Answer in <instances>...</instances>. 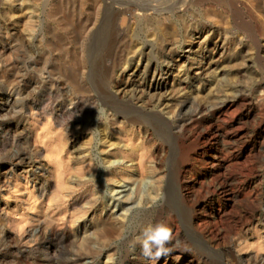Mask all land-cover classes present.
I'll return each instance as SVG.
<instances>
[{"label": "rangeland", "instance_id": "rangeland-1", "mask_svg": "<svg viewBox=\"0 0 264 264\" xmlns=\"http://www.w3.org/2000/svg\"><path fill=\"white\" fill-rule=\"evenodd\" d=\"M108 1L0 0V48L5 45L0 88L14 87L18 96L16 89L25 82L19 73L31 70L34 62L39 75L25 78L35 83L36 76L45 77L39 90L19 95L14 107L21 115L14 107L0 111L7 116L5 128L19 137H3L0 131V231L6 232H0V264H143L142 232L160 222L174 235L168 245L172 251L163 257L167 264H250V256L264 255V0L186 1L179 13L172 6L184 1L162 0L168 12L141 10L120 17L118 29L126 36L119 44L112 12L136 0ZM195 28H204L194 37L207 38L204 54L212 64L217 59V73L212 66L199 78L200 55L184 51L185 60L190 55L195 64L186 70L174 65L165 92L157 93L151 80L144 81L143 67L130 84L132 68L151 57L162 64L172 57L166 48L179 52L178 45ZM160 29L168 30L165 38ZM215 42L229 47L215 54ZM149 44L155 46L151 53ZM190 47L199 50L193 44L186 50ZM163 68L159 77L167 76ZM185 84L188 88L182 89ZM134 88L143 91L134 96ZM113 95L139 101L149 116L136 123L114 117V107L123 104L112 103ZM224 97L234 100L231 127H219L221 133L227 130L229 143L203 149L200 135L212 129L210 120H200L206 110L198 113L194 128L170 130L188 119L181 102L208 106ZM103 128L123 147L108 151ZM217 144L234 166L212 172L209 161ZM18 151L27 152L25 160L15 158ZM104 158L132 164V173L106 168ZM30 160L34 165L29 166ZM119 181L128 183L132 198L119 211L129 208L123 210L125 220L113 217ZM220 186L239 196L224 199ZM212 207H221V218L210 212Z\"/></svg>", "mask_w": 264, "mask_h": 264}, {"label": "bare ground", "instance_id": "bare-ground-1", "mask_svg": "<svg viewBox=\"0 0 264 264\" xmlns=\"http://www.w3.org/2000/svg\"><path fill=\"white\" fill-rule=\"evenodd\" d=\"M100 1V0H99ZM108 1V0H107ZM131 1V0H130ZM129 1V2H130ZM141 1V0H140ZM169 1V0H168ZM174 1V0H173ZM180 1V0H179ZM178 1V2H179ZM181 1H184L181 5H177L176 6V8H175V6L173 5L172 7H174V8H172V9H175L174 11H179V10H184V9H186V5H187V3L189 2V3H194L195 4V2L196 3H205L206 1L207 2H210V1H215V4H216V1H217V3L218 4H222L223 3V0H181ZM186 1H187V3H186ZM226 0H224V2H225ZM236 1V0H235ZM238 1V0H237ZM108 2H110V1H108ZM132 2H134V1H132ZM170 2V1H169ZM231 2V1H230ZM230 2H228V3H230ZM239 2V1H238ZM168 2H165V4H167ZM226 3V2H225ZM101 4H103V2L101 3ZM110 4H112V3H110ZM186 4V5H185ZM227 4V3H226ZM225 5V4H224ZM232 5V4H231ZM167 6V5H166ZM166 6H163V2H162V0H147L145 3H138L137 2V0H136V2L132 5L131 4V2L130 3H128V4H121V5H116V7H115V5H111V7H115V10L112 12V13H114L113 14V16L111 17L112 18V20H113V25H111V26H113L114 27V29H115V31L117 30V34H116V43H118L119 42V40H121L122 41V39H123V37L124 36H126V32L123 34V32L122 31H124V29L123 30H121L120 31V29H118L119 28V20H120V17H122V16H125L126 17V15H130L131 16V14L133 15V14H136L137 13V11H145V12H148V11H146V10H152V12L154 13V12H157L156 14H162V13H165L166 11L168 12V8L166 7ZM188 6V5H187ZM213 6H214V4H213ZM212 6V7H213ZM222 6V5H221ZM227 6V5H226ZM233 6V5H232ZM223 7V6H222ZM233 7H235V6H233ZM107 8V7H106ZM171 8V6L169 7V9ZM110 12H111V10H109ZM104 12H106V11H104ZM134 12H136V13H134ZM151 12V13H152ZM236 12V11H235ZM170 14L171 13H173V12H169ZM179 13V12H178ZM177 13V14H178ZM252 13V12H251ZM107 14H108V12H107ZM148 14H150V13H148ZM174 14V13H173ZM173 14H171L172 16H173ZM179 15V14H178ZM177 15V16H178ZM109 16V15H108ZM107 16V17H108ZM111 16V15H110ZM109 16V17H110ZM180 16V15H179ZM185 16V15H184ZM106 17V16H105ZM252 17V16H251ZM108 19H110V18H108ZM155 19V18H154ZM237 19V18H236ZM146 20V19H145ZM180 20V19H179ZM184 20V19H183ZM252 20V19H251ZM107 21V20H106ZM143 21V20H142ZM109 22H111L110 20H109ZM147 22V21H146ZM149 22V21H148ZM165 22V21H164ZM173 22V21H172ZM179 22V21H178ZM95 24V23H94ZM158 24V23H157ZM159 26V25H158ZM168 26V25H167ZM174 26H175V24H174ZM239 26V25H238ZM246 26V25H245ZM253 26V25H252ZM100 27V26H99ZM130 27V26H129ZM162 27V26H161ZM98 28V27H97ZM167 28V27H166ZM172 28V27H171ZM174 28V27H173ZM113 29V28H112ZM128 29V28H127ZM157 29V28H156ZM168 29H169V27H168ZM196 29V28H195ZM205 29H206V27H205ZM252 29H253V27H252ZM161 30V29H160ZM203 30H204V28H198V29H196V32L195 33H193V34H191L188 38H187V42L184 44V45H181V44H179L178 45V50L179 49H181L179 52L178 51H176V52H174V49L172 48V50H170V49H167L166 48V50H167V57H169L170 55H171V53H172V57H169L167 60H164L163 61V63L162 64H158L157 62L158 61H156V59H153L152 57L151 58H149L148 60H146V64H138V66L136 67V69H134V68H132V73L130 74V84L132 83H134V81L136 80V77H137V75H139V70H141L142 68L141 67H143V70H144V81L145 82H148L149 80H151L152 81V83H150L149 85L157 92V93H162L161 91H163L164 90V92H165V89L167 88L166 86L168 85V84H170V81H169V78H170V75H171V72H170V70L173 68V66L175 65V67H177L179 70H186L185 69V66L186 67H188V68H190V66L192 67L194 64H195V59H194V57L192 58V57H190V55L192 54V53H196V55H195V58H196V56L198 57V55H200V60H199V63H202L201 65H200V67H199V69H198V71L196 72V74L197 75H199L200 74V77L199 78H203L204 77V74L206 73L205 71L206 70H209V69H211V67L212 66H215V68L214 69H212V72H215V73H217L219 70L217 69V67H218V65H217V63H216V61H217V59H215V60H213V64L211 63V61L210 62H208L207 61V56H205V54H204V50L207 48V45H206V43H207V38H205L203 41H201V40H199L200 39V37L197 35L196 37H194L196 34H199L200 32H203ZM255 30H256V28H255ZM259 30V29H258ZM120 31V32H119ZM254 31V30H253ZM252 31V32H253ZM114 32V31H113ZM248 32V31H247ZM257 32V31H256ZM109 33V32H108ZM168 33V30H165V29H162L161 30V32H160V34L161 35H163V37L166 35ZM172 33V32H171ZM254 33V32H253ZM115 34L113 35V36H115ZM159 34V35H160ZM257 34H258V32H257ZM153 35V34H152ZM160 35V37H162ZM168 35V34H167ZM171 35V34H170ZM111 36V35H110ZM109 36V37H110ZM257 36V35H256ZM150 37V36H149ZM162 37V38H163ZM166 37V36H165ZM164 37V38H165ZM122 38V39H121ZM126 38V37H125ZM151 38V37H150ZM198 38V39H197ZM158 39V38H157ZM253 39V38H252ZM254 40V39H253ZM120 41V42H121ZM126 41V40H125ZM125 41H124V43H125ZM156 41V40H155ZM123 42V41H122ZM162 42V41H161ZM258 42V41H257ZM124 43H123V46H125L124 45ZM127 43V42H126ZM150 43V42H149ZM119 44V43H118ZM168 44V43H167ZM191 44H193L194 46H196V45H198L199 46V50L197 51L196 50V52H192L191 50H192V48L193 47H190V49H187L186 50V47H188V46H190ZM116 45V44H115ZM115 45H113V43H112V45H110V47L111 46H115ZM121 45V44H120ZM5 46V45H4ZM1 47L0 48V51H2L3 52V50L5 49V47ZM118 46V45H117ZM116 46V47H117ZM164 46V45H163ZM173 46V45H172ZM109 47V46H108ZM155 46H153V45H151V44H149V45H146V48H148V52H152L151 50H153V48H154ZM228 45L226 44V43H223V45L221 46L219 43H217V42H215V44H214V47H213V50H215V54H220L221 52H223L224 50H226V49H228ZM8 48V47H7ZM123 48V47H122ZM171 48V47H170ZM108 49V48H107ZM110 49V48H109ZM117 49H119V47L117 48ZM117 49H116V51H117ZM121 49V48H120ZM136 49H137V47H136ZM136 49H134V50H136ZM112 50H114L113 48H112ZM132 50V49H131ZM106 51H108V50H106ZM110 51V50H109ZM115 51V52H116ZM119 51V50H118ZM121 51V50H120ZM133 51V50H132ZM165 51V50H164ZM184 51H189V52H191L190 53V55H187L186 56V60H185V53H183ZM209 51V50H208ZM212 51V50H211ZM114 52V51H113ZM129 52V51H128ZM155 52V51H154ZM1 53V52H0ZM121 53V52H120ZM149 53V54H150ZM169 53H170V55H169ZM110 55H111V52L109 53ZM118 54V53H117ZM129 54V53H128ZM128 54H126V55H128ZM153 54V53H152ZM223 54V53H222ZM108 55V54H107ZM113 55V54H112ZM109 56V55H108ZM114 57H115V55H114ZM118 57V56H117ZM120 58V57H119ZM211 58H212V56H211ZM128 59V58H127ZM116 60V59H115ZM181 60H184L183 61V64H178ZM188 62V63H187ZM208 62V63H207ZM198 63V64H199ZM205 63H207V64H205ZM26 65V64H25ZM113 65V64H112ZM124 65V64H123ZM179 65H180V67H179ZM117 66V65H116ZM166 67L165 69H167V72H166V75L167 76H164L163 75V73H161V75H160V77H159V71L160 70H162V69H164L163 67ZM18 67V66H17ZM27 67V66H26ZM113 67V66H112ZM126 67V66H125ZM182 67V68H181ZM28 68V67H27ZM37 62L35 63H32V67H31V70H29V69H25V70H21L20 71V73H19V78H20V80L21 81H25L22 85H21V88H18V89H16L17 90V95L18 96H15V93L14 92H12V90H11V88H14V87H1L0 88V111H3V110H10V109H8V108H13L14 107V105H16L15 104V102H17V99H18V97H19V95H23L24 93V95H26V92H28V90L30 89V88H32L34 91L36 90V88L37 87H39L40 86V84L41 83H43L44 82V80L45 79H43V78H45L44 76L42 77L41 75L40 76H36L37 78L35 79V83H29V81L30 80H28V78L30 77V75H31V77L32 76H34V75H39V71L37 70ZM108 68H109V66H108ZM111 68V67H110ZM128 68V67H127ZM204 68V69H203ZM113 69V68H112ZM142 70V71H143ZM5 71V70H4ZM110 71H112L111 69H110ZM19 72V71H18ZM106 72V71H105ZM113 72V71H112ZM169 72H170V75H169ZM211 72V71H210ZM15 73V72H14ZM184 74H185V72H183ZM208 73H209V71H208ZM17 74V73H16ZM34 74V75H33ZM49 74V73H48ZM25 75H29V77H27V78H25L26 76ZM17 76V75H16ZM16 76H15V78H16ZM3 78V77H2ZM46 78H49V77H46ZM31 79H33V78H31ZM148 79V80H147ZM200 79V80H201ZM34 80V79H33ZM17 81H18V78H17ZM20 81V82H21ZM205 81V80H204ZM47 82V81H46ZM45 82V83H46ZM116 83H118V80L115 82V84ZM149 83V82H148ZM17 84H18V82H17ZM47 84V83H46ZM182 84H183V82H182ZM117 85V87H118V84H116ZM145 85V84H144ZM17 86H19V85H17ZM188 85H183V87H182V89H185V88H188L187 87ZM201 86V85H200ZM16 87V86H15ZM42 87H44V86H42ZM52 87V86H51ZM173 87V86H172ZM38 89V88H37ZM118 89V91L117 92H120V87H118L117 88ZM39 90V89H38ZM37 90V91H38ZM15 91V90H14ZM133 91H134V96L135 95H140V92L142 93V91H143V88L141 89H138V88H134L133 89ZM16 92V91H15ZM32 92V91H31ZM111 92V91H110ZM114 91H112V93H113ZM14 93V94H13ZM23 93V94H22ZM33 93V92H32ZM37 93V92H36ZM112 93L110 94V95H112ZM126 93V92H125ZM154 93V92H153ZM29 94H31V93H29ZM132 94V95H133ZM23 95V96H24ZM28 96V95H27ZM27 96H25V97H27ZM77 96V95H76ZM81 96V95H80ZM78 97H79V94H78ZM113 97H114V99L112 100V103H113V101L115 102V100H119V98H117V96L116 95H113ZM84 98V97H83ZM82 98V99H83ZM131 98V97H130ZM138 98H139V96H138ZM141 98V97H140ZM225 98V97H224ZM20 99V98H19ZM80 99H81V97H80ZM137 99V98H136ZM218 99H220V98H218ZM232 99V98H231ZM62 101V100H61ZM64 101V100H63ZM78 101V100H77ZM81 101V100H80ZM89 101V100H88ZM115 102V103H117L118 104V102ZM143 101V100H142ZM20 102V101H19ZM34 102L35 103H37V104H40L39 102H38V100H34ZM107 102V101H106ZM119 104H123V105H125V106H123V105H120V106H122V107H118V109L117 110H115V107H114V117H121V118H123V120L124 119H126V121L127 120H129L131 123L133 122V123H136V122H141V121H143V119H145L144 117L146 116V115H148V113L145 111V110H141V106H140V104H138V102L137 103H134L133 101H131L130 99H128V98H123V99H121V97H120V100H119ZM141 102V101H140ZM181 102V101H180ZM215 103H213L212 105L211 104H209L208 106L207 105H203V104H197V105H194L195 103L193 102V101H184V102H181L182 103V108H186V111H185V109H184V111H185V116H187L188 115V119H184L185 120V122L183 123V124H180V127H172L170 130L171 131H173V133L175 132V130H178V129H184L185 128V126L187 127L188 125L191 127L192 126V128H194L193 126H195V125H197L198 124V120H199V118L197 117V115H199L198 113H202V111L203 110H206L207 112H204V113H206V114H202V116H201V119L200 120H210L211 122H212V124H211V127H212V129H207V127L205 126V124L203 123V125L206 127V131L205 132H202V134L200 135V139H205L204 140V147H203V149L204 150H206L207 149V147L209 146V144L210 143H224V144H226L227 142H228V140H227V138H230L229 136H228V132H227V130H225V134L224 133H221L220 132V126H221V124H224V125H229V123H230V121H229V117L231 118V116L232 115H230L232 112H231V109H233L232 107H234L233 105H234V100H229L228 98H225V99H221V100H219V101H214ZM3 103V104H2ZM23 103V101L22 102H20V104H22ZM52 103V102H51ZM87 103V102H86ZM111 103V104H112ZM114 103V104H115ZM180 104V103H179ZM17 105H18V103H17ZM88 105V104H87ZM87 105L85 104V106L87 107ZM109 105V104H108ZM116 105V104H115ZM143 105V104H142ZM10 106V107H9ZM131 107V109H127V107ZM79 107H81V106H79ZM128 107V108H129ZM19 108V107H18ZM23 107H21L20 106V109H22ZM83 108H85V107H83ZM79 109V108H78ZM153 108H149V110L148 111H150V110H152ZM43 110H45V109H43ZM91 110V109H90ZM147 110V109H146ZM86 111H87V109H86ZM157 111V110H156ZM183 111V110H182ZM89 112V111H88ZM152 112H154V111H151V113ZM160 112V111H159ZM8 113V112H7ZM14 113L16 114H19V115H21L22 114V110L21 111H19V110H16V107H14ZM13 113V114H14ZM74 113H76V112H74ZM150 113V114H151ZM16 114V115H17ZM155 115V114H154ZM184 115V114H183ZM149 116V115H148ZM3 117H7L5 114H0V131L2 132H0L1 133V135H6L7 137H10L11 139L14 137V135L17 133L16 131H14V132H16L15 134H13V135H11V132H10V126L9 127H7V128H5L6 127V122H5V120H4V118ZM19 117V116H18ZM17 117V118H18ZM21 117V116H20ZM19 117V118H20ZM158 117V116H157ZM180 117V116H179ZM14 118V117H13ZM162 118H164V117H162ZM153 119V118H152ZM169 119V118H168ZM166 120V118H164V120L163 121H165ZM181 120V119H180ZM18 120H16V122H17ZM125 121V120H124ZM125 121V122H126ZM182 121V120H181ZM15 122V121H14ZM122 122V121H121ZM121 122H119V123H121ZM124 122V123H125ZM144 122V121H143ZM147 122V121H146ZM166 122V121H165ZM117 123V122H116ZM182 123V122H181ZM16 125H18V124H16ZM202 125V124H201ZM208 125H209V123H208ZM207 125V126H208ZM223 125V126H224ZM231 125V124H230ZM229 125V126H230ZM12 127V126H11ZM16 127V126H15ZM170 127V126H169ZM198 127V126H197ZM197 127H195L196 129H197ZM204 127V128H205ZM228 127V126H227ZM231 127V126H230ZM4 128V129H3ZM153 128V127H152ZM200 128V127H199ZM234 128V127H233ZM14 129V128H13ZM12 129V130H13ZM103 129H105V131H104V135L106 134V137H108L109 138V140H107L106 141V147L108 148V151H111L112 149H117V148H119V147H123V144H121V143H119V142H117V140H115L116 139V137H115V134L114 135H112L111 133H108L109 131H111V130H109L108 131V128H103ZM191 129V128H190ZM189 129V130H190ZM226 129H228V128H226ZM235 129V128H234ZM233 129V130H234ZM238 129V128H237ZM185 130H186V128H185ZM188 130V129H187ZM192 130V129H191ZM231 130V129H230ZM118 131H119V129H118ZM179 131V130H178ZM200 131H201V129H200ZM13 132V131H12ZM13 132V133H14ZM227 132V133H226ZM103 133V132H102ZM108 133V134H107ZM200 133V132H199ZM233 133V132H232ZM235 133V132H234ZM19 134V133H18ZM5 135L3 136V137H5ZM232 135V134H231ZM15 137H17V138H19L18 136H15ZM14 137V138H15ZM117 142H115L114 140ZM233 139V138H232ZM231 139V140H232ZM2 140V139H1ZM6 140V139H5ZM15 140V139H14ZM13 140V141H14ZM230 140V139H229ZM18 141V140H17ZM197 141V140H196ZM105 142V141H104ZM103 142V143H104ZM230 142V141H229ZM228 142V143H229ZM9 143V142H8ZM16 143V142H15ZM20 145V144H19ZM219 144H217L216 145V147H215V153H214V156H213V159L212 160H210L209 161V164H210V167H211V170H212V172H215V171H217V170H220V169H222V168H226L227 166H234V165H232L231 163H230V161H229V163H228V161H227V159L224 157V155H223V149H222V147H220V146H218ZM223 145V144H222ZM226 146V145H225ZM106 148V149H107ZM23 150V149H22ZM26 150V149H25ZM21 151V150H20ZM20 151H18L17 153H15V158H16V156H17V158H21L19 161H21V160H25V158L28 156H26V157H24L25 155H26V151L24 152H20ZM198 151V150H197ZM196 151V152H197ZM198 152H200V151H198ZM202 152V151H201ZM13 159H14V157H13ZM103 160V159H102ZM106 161V164L104 165L106 168H108V167H117V168H120L121 169V171L124 173V174H128V173H132V171H131V165L132 164H126L125 165V161L124 160H121V159H107V158H104V162ZM234 163V162H233ZM32 165H34V163H33V161L32 160H30L29 161V166H32ZM130 173V174H131ZM227 182V181H226ZM225 182V183H226ZM1 183V182H0ZM117 184V183H116ZM134 184V183H133ZM133 184H132V186H133ZM223 184V182L221 183V185ZM118 185V190L116 191V193L119 195V197L118 198H116V200H117V204H115V209L113 210L114 212H115V215L113 216V217H115L116 219H118V220H125L124 218L126 217V212H124V211H126V210H128L129 208H125L126 210H122L120 213H119V211L123 208V206H125V204H128V203H130L131 202V200H132V198H131V196H130V192H128L129 191V189L130 188H127V186H128V183H126L125 181H119V184H117ZM221 187V186H220ZM232 187V186H231ZM230 187V188H231ZM223 189H225V187L224 186H222L221 188H220V193H222V194H224L223 196V198L224 199H232V198H236V197H238L239 196V191H236L235 189H233V188H231V189H229V190H227V189H225V190H223ZM117 195V196H118ZM127 207V206H126ZM211 211V213H214V212H216V216L219 218H221L222 216H221V212H222V209H221V207H219V208H217V207H212L211 209H210ZM206 218V217H205ZM4 229V228H3ZM100 229V228H99ZM4 231H5V229H4ZM1 232V234H6V232H3V230L2 231H0ZM0 234V235H1ZM6 236V235H5ZM1 238H3V237H1ZM174 253V252H173ZM249 259H250V261H251V263L250 264H264V255H262V256H258V255H255V256H250L249 257ZM167 264L168 263V260H167V258H161L158 262L157 261H150L148 258H146L144 261H143V264ZM192 263V260H182V261H178V260H176V262L174 263V264H191ZM242 264V263H241Z\"/></svg>", "mask_w": 264, "mask_h": 264}, {"label": "clouds", "instance_id": "clouds-1", "mask_svg": "<svg viewBox=\"0 0 264 264\" xmlns=\"http://www.w3.org/2000/svg\"><path fill=\"white\" fill-rule=\"evenodd\" d=\"M142 237L139 241L141 252L150 261L158 262L172 251L168 245L174 240L173 230L166 223L149 225L143 230Z\"/></svg>", "mask_w": 264, "mask_h": 264}]
</instances>
